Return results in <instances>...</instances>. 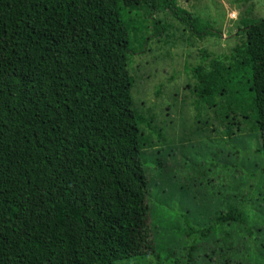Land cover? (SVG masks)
Masks as SVG:
<instances>
[{
	"label": "trees",
	"instance_id": "obj_1",
	"mask_svg": "<svg viewBox=\"0 0 264 264\" xmlns=\"http://www.w3.org/2000/svg\"><path fill=\"white\" fill-rule=\"evenodd\" d=\"M161 10L198 40L223 37L176 0H0V264L159 255L145 149L162 135L135 105L129 67L162 38ZM240 25L229 55L202 49L187 67L191 108L211 110L229 137L259 133L264 159V19ZM244 208L230 204L203 231L186 224L206 238L245 226Z\"/></svg>",
	"mask_w": 264,
	"mask_h": 264
},
{
	"label": "rangeland",
	"instance_id": "obj_2",
	"mask_svg": "<svg viewBox=\"0 0 264 264\" xmlns=\"http://www.w3.org/2000/svg\"><path fill=\"white\" fill-rule=\"evenodd\" d=\"M176 3L209 22L223 37L198 40L169 11L161 10L156 18L165 26L162 38L153 40L144 55L131 59L135 105L153 117L162 135L161 140L153 136L145 149L149 226L159 255L133 258L125 264H187L191 247L194 264H264L260 135L235 130L229 137L228 127L220 129L211 110L194 111V81L186 72L200 60L202 49L214 58L229 55L245 40L237 35L241 18L264 19V0ZM232 203L244 204L245 226L215 225L206 238L188 228L186 221L197 231L211 228Z\"/></svg>",
	"mask_w": 264,
	"mask_h": 264
}]
</instances>
